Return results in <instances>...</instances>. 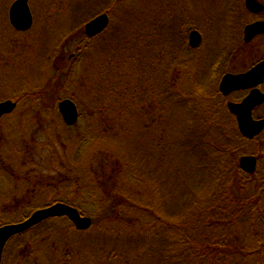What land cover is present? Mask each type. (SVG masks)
Wrapping results in <instances>:
<instances>
[{
  "label": "trees",
  "instance_id": "obj_1",
  "mask_svg": "<svg viewBox=\"0 0 264 264\" xmlns=\"http://www.w3.org/2000/svg\"><path fill=\"white\" fill-rule=\"evenodd\" d=\"M106 1L70 3H78L73 11L79 15L85 10V25L100 14H112L110 2L112 7L127 2ZM233 4V10H247L242 0ZM6 26L14 31L8 19ZM164 32L157 24L147 34L142 28L128 34L110 23L94 39L82 34L76 55L63 68L49 63L36 84L20 81L9 98L18 104L11 115L20 106L24 109L9 127L5 122L11 115L0 120L1 129L6 127L4 147L25 142L15 150L20 155L33 151L41 132H70L68 142L52 134L53 142L47 145L54 149L62 143L66 154L72 147L73 160L62 164L64 173L52 180L24 175L22 181L33 190L54 187L56 199L46 206L71 205L93 224L78 232L66 218L45 221L12 239L3 259L9 253L19 263L33 253L32 262L38 257L36 244L59 233L89 236L94 230L96 241L87 244L86 252L99 255L101 264H250L255 258L247 256L250 252L239 237L246 228L256 231L260 223L264 231V178L258 170L246 174L239 168L247 154L241 145L246 140L227 111L218 89L219 74L215 78L199 68L194 72L189 62L202 58L190 57L184 40L171 37L172 28ZM107 38L112 42L105 46L103 72L83 74L78 68L92 60L94 43ZM64 52L53 59L61 61ZM64 99L73 100L80 112L73 127L66 126L58 111ZM33 125L35 132L30 131ZM46 206H31L30 215ZM4 212L0 208V227L18 223L4 222ZM59 243L72 246L67 240Z\"/></svg>",
  "mask_w": 264,
  "mask_h": 264
},
{
  "label": "rangeland",
  "instance_id": "obj_2",
  "mask_svg": "<svg viewBox=\"0 0 264 264\" xmlns=\"http://www.w3.org/2000/svg\"><path fill=\"white\" fill-rule=\"evenodd\" d=\"M7 1L6 9L3 7V10L0 9V102L10 100L11 94L19 89L18 84L21 80L32 82L30 83L32 85L36 84L40 78L46 75L49 63L58 68H63L68 63L70 55H76L77 41L85 33L84 23L82 24L85 10L80 15L73 11L75 7H78V3L71 5V0H31L30 4L34 16L33 28L24 34L10 31L6 26V20L8 8L13 0ZM233 1L232 5L236 0ZM259 1L264 5V0ZM106 2L108 4L109 0ZM112 5L111 2L107 5L109 8H114L112 14H110L111 23L125 28L127 33L134 29L135 34L137 30L142 28V32L147 34L153 25L158 24L161 28L165 27V34H167V26L172 28L171 37L182 43L189 31L185 27L182 30L180 22L183 20V15L190 14L192 20L195 21L192 26L196 24L195 27L202 28L205 35L201 49L196 53L191 52L190 57L199 56L200 58L210 59L211 55L214 56V53L223 50V32L227 34L225 32L227 30L222 29L221 22L224 18L225 9L229 5V0H127L123 6L118 7V4H115L112 7ZM96 14L97 12L91 13L89 17ZM172 17L173 19H171ZM122 32L124 33V30ZM160 33L159 38L162 40L163 31H160ZM173 35L175 36L173 37ZM111 42L112 40L109 38L104 43L101 40L95 42V45H93L95 53L92 60L87 62L88 65L83 64L78 69L83 74L88 70H90L89 74L102 73L104 59L108 56L105 46ZM63 51L65 52L60 58L61 61L58 60L59 58L57 60L53 59ZM250 59L256 60V55H251ZM80 91L85 92L82 89ZM233 99H235V96ZM22 109L24 108L20 106L19 112L17 111L13 115L10 114V119H6L8 122L6 121L5 124L7 125L10 122L8 125H11L14 123ZM255 114L257 117H264V106L256 110ZM56 119L58 120V117ZM148 124L153 125L150 120ZM52 125L54 126V124ZM1 128L0 126V208L5 210L1 219L4 222H21L25 215H30L31 206H46V204L49 205L56 199L54 187H50L46 191L41 188L29 189V185H27L29 182L25 181L27 184L24 185L22 177L24 175L35 176L52 180V178L64 173L62 164L68 160H73L70 156L72 155V152H70L72 147L69 146L66 154V146L62 143H59L54 149L47 147V145L53 142V140H50L52 134L57 137L55 140L58 141L60 140L59 136L63 137V142H68L65 138L72 134L65 130L52 132L50 129L44 133L41 132L39 142H36L37 145L32 149L33 151L27 150L28 152L19 155L15 150L19 149L25 142L15 141L4 147L6 143H2V135H7L6 127ZM81 129L78 130L79 136H81ZM30 131L35 132L36 126H31ZM74 132L77 133L75 130ZM260 139L262 140L260 145L263 147L264 134ZM258 143L260 142H243L241 145H245L243 148L250 155L258 149V147L256 148ZM260 171L259 168L258 173ZM34 180H38V178H34ZM261 192H264V186ZM12 200L15 203H9ZM16 202L23 203L19 205L20 207H16ZM75 202L79 203V200ZM88 209L90 212H96V209L90 205ZM260 224L257 225L259 228L254 232H250L247 228L242 230L239 237L243 246H246L247 251L250 252L247 256H255L250 260L252 261L250 264H259L260 260L264 264V237H260L264 231ZM95 231L89 232V236L73 234L66 237L63 233H59L56 234L55 239L40 242L36 244L38 257L35 258V261L40 264H101L98 258L99 255L92 256L86 252L87 244L89 243L92 246L93 242L96 241L93 236ZM65 240L72 246L60 245L59 242ZM12 245L11 243L9 248ZM32 254L24 256L19 264H32L34 261L29 262ZM8 256L9 253L6 254L4 264H7Z\"/></svg>",
  "mask_w": 264,
  "mask_h": 264
},
{
  "label": "water",
  "instance_id": "obj_3",
  "mask_svg": "<svg viewBox=\"0 0 264 264\" xmlns=\"http://www.w3.org/2000/svg\"><path fill=\"white\" fill-rule=\"evenodd\" d=\"M248 11L258 14L263 12L264 6L257 0H245ZM10 23L19 32H26L33 26V15L29 7L28 0H17L13 3L9 11ZM110 25V18L107 13L96 16L85 25V34L88 38L100 36ZM264 34V21L253 23L247 26L245 30V41L250 42L255 36ZM201 35L193 31L190 34V46L197 48L201 44ZM264 80V62L254 67L250 72L243 75H226L219 86L220 92L229 96L233 91L254 88L262 84ZM264 104V94L255 89L242 103L228 104L229 113L234 115L237 120L239 133L244 138L253 139L264 131V120L255 121L252 117L254 108ZM17 103L12 100L0 102V120L5 116L12 114ZM58 111L66 126L73 127L80 119V112L77 104L71 99H64L58 104ZM257 160L253 156L243 157L240 162V168L247 174H253L256 171ZM68 218L78 231H87L92 227L93 220L79 213L77 208L68 204L57 203L46 208L39 209L29 215L26 220L20 223L8 224L0 227V264L2 262L3 252L8 242L21 234H25L37 225L54 218Z\"/></svg>",
  "mask_w": 264,
  "mask_h": 264
},
{
  "label": "flooded vegetation",
  "instance_id": "obj_4",
  "mask_svg": "<svg viewBox=\"0 0 264 264\" xmlns=\"http://www.w3.org/2000/svg\"><path fill=\"white\" fill-rule=\"evenodd\" d=\"M16 1L17 0H13L12 3L10 4L9 8H8V13L6 12L7 13V19H8L9 25L15 31V33L24 34V33H27L28 30L26 32L17 31L15 28H13V26L10 23V19H9L10 8L13 5V3ZM242 1H243L244 6H245V9H247L246 4H245V0H242ZM257 1H259V0H257ZM232 2H234V1L229 0V5H227V7L225 9L226 11L224 13V18H223V21L221 22L222 29L225 28V30H227V31H225V32H227V34L223 32V35H224L223 50L217 51L216 53H214V56L211 55L210 59H206V60H205V58H202L203 60L202 59L201 60L200 59H192V61L189 62L190 63L189 65L191 67L195 68V69H192L194 72L196 70H198L197 68H199L200 70L201 69L205 70L206 71L205 73H210L211 75H215V78L219 74L218 89H219V86H220L222 79L226 75L238 76V75L247 74L254 67L259 65L261 62H264V34H260V35L255 36V38H253L250 42L245 41V30H246L247 26H249L253 23H256V22L264 21V10H263V12L258 13V14L252 13L248 10H246V11L233 10L234 4L232 5ZM28 3H29V7L31 9V12H32L31 4H30L31 1L28 0ZM7 4H8L7 0H0V9L1 10H3V8L6 9ZM32 15H33V12H32ZM33 20H34V16H33ZM194 22L195 21L192 20V17L190 16V14L183 15V20H182V22H180L181 29L184 30V27H185L186 30L189 31L187 33V37L184 38V43H185L187 49H189L190 52H192V53L198 52L203 45V41L205 40V35H204L202 28L195 27L196 24L194 26H192V23H194ZM110 23H111V19H110ZM33 25H34V22H33ZM188 25L190 26L189 28H188ZM32 28H33V26H32ZM29 31H30V29H29ZM193 31L198 32L202 38L201 44L197 48H192L190 46V34ZM84 35H85V33H84ZM234 35H235V37H234ZM251 55H256V60L253 61L252 59H250ZM70 56H72V55H70ZM216 57H217V59H215ZM68 59H71V57H69ZM238 62L240 64H237ZM246 62L247 63L250 62V63L247 64ZM241 63H244V64L241 65ZM199 64L201 67L198 66ZM203 65H205V66L203 67ZM255 89H259L264 94V80H263L262 84L257 86V87L249 88V89H243V90H237V92L233 91L227 97H225L220 92L222 94V96L226 99V102H227L226 107H227L228 113L230 112L228 109V104L230 102L235 103V104L242 103V101H244L246 98H248V96ZM234 96H235V99H233ZM263 106H264V104L254 108L253 111H251L252 117L255 121L264 120V117H257L255 114L256 110L260 109ZM232 116L235 119L236 127H237V130L239 131L236 117L234 115H232ZM239 134L241 135V133H239ZM263 134H264V131H262V133L259 136L255 137L253 139H250V140L247 138H244L241 135V137H243L246 140L245 142H249V143L260 142L256 146V148L258 147V149H256V151L253 152V154H250L251 156L255 157L257 160L256 170H258L259 168L261 169V171L259 173L260 178H264V164H263L264 163V146L262 147L260 145L261 141H262L260 138ZM250 155L246 154L240 158L239 168H240L241 159L243 157H247ZM240 170H241V168H240ZM66 219H68V218H66ZM49 220H51V219H49ZM41 224H43V223H41ZM37 226H39V225H37ZM80 232H85V231H80ZM21 235H24V234H21ZM21 235H19V236H21ZM14 238H12V239H14ZM3 254H4V252H3ZM5 259H6V256L4 257V259L2 256V260H3L2 262L3 263L5 262ZM15 259H16L15 257L10 258V255H9L8 260H7V264H12L13 262H14L13 264H19L18 262H16L17 260H15ZM2 262H1V264H2ZM32 264H40V263L34 260V262Z\"/></svg>",
  "mask_w": 264,
  "mask_h": 264
}]
</instances>
